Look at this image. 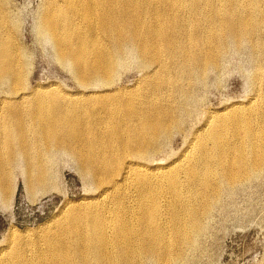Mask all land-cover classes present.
<instances>
[{"label":"bare ground","instance_id":"bare-ground-1","mask_svg":"<svg viewBox=\"0 0 264 264\" xmlns=\"http://www.w3.org/2000/svg\"><path fill=\"white\" fill-rule=\"evenodd\" d=\"M260 2L109 0L98 15L95 3L82 4L87 14H76L79 5L72 2L67 7L75 14L66 13L67 2L64 8L51 3L39 11L37 37L48 45L53 41L58 59L74 67L85 89L115 85L128 53L139 56L147 70L148 94L116 88L98 99L90 94L80 100L52 86L30 89L32 50L21 37V21L13 18L16 5L0 0V192L16 187L11 183L20 176L31 192L47 187L55 179L54 158L70 152L97 185L100 193L91 200L102 199L65 214L58 230L35 241L38 248L30 258L20 244L0 264H180L196 252L198 233L221 194L264 174L263 106L211 112L210 130L186 151V161L180 158L167 168L146 161L159 151V139L180 129L191 113L195 79L204 82L208 70L220 69L231 46L264 45L259 38L264 8L257 13L251 7ZM98 109H108L107 116L95 120ZM128 156L144 161L126 162ZM164 195L171 198L166 205L171 231L159 224L166 216L159 206ZM168 231L173 241V236L166 239ZM29 232L12 234L10 240Z\"/></svg>","mask_w":264,"mask_h":264},{"label":"rangeland","instance_id":"rangeland-1","mask_svg":"<svg viewBox=\"0 0 264 264\" xmlns=\"http://www.w3.org/2000/svg\"><path fill=\"white\" fill-rule=\"evenodd\" d=\"M5 1L12 5L13 3L16 5V7L13 5L14 8L8 3L13 10V18L21 21L22 30L20 31L21 35H23L21 37L24 38V43L27 44L30 51L32 50L30 53L33 57L28 82L30 89L37 85L42 87L52 86L55 88V91L59 90L60 92L66 93L70 98L74 96V99L78 98L80 100H83L85 96L90 94H94L95 97L96 95H103L107 92L113 93L116 88L117 90L119 88L126 89V91L128 90L127 92L139 91L138 93L140 95L148 94L150 87L145 86V83H143L147 70L143 66L142 60L136 54L128 53L126 60L122 61L123 64H121L119 73L114 78V87L112 86L109 89H105V87L88 88V92V89H85L81 85V82L74 76V67L65 66V62L60 59V57V60L58 59L57 50H55L56 48L53 41L49 40L52 45H48L50 44L48 40H46V42H44L45 40L40 41L37 37L34 24L36 23L38 15L43 12L45 7H50L51 3H58L62 5L63 8L66 2L65 7H67L70 2H72L71 5L75 4V7L79 5V8L74 10L76 14H78V12L87 14L85 10H81L83 3V7L89 6V3H92L91 5L95 3L97 6L95 10L98 15L101 5L107 4L109 0ZM49 1L52 2L50 3ZM47 2L49 4H47ZM78 2L80 3L78 4ZM262 4H264V2H260L257 6L251 5V7L253 9L255 8L257 13H261L264 8V6H260ZM39 11L41 13H39ZM74 11L72 12V10L67 7L66 13L75 14ZM79 16H81V14ZM81 17H83V15ZM260 33L264 35V31ZM262 34H259L260 39L264 37ZM247 42L238 49L237 47L231 46L229 53H227L223 60L221 68L218 70L216 69V71L208 70L204 82H200V80L196 79L192 82L194 98L191 113L185 116L181 125L182 129H173L169 135L161 137L163 139L165 138L164 140H161V138L159 139L158 144L161 142L162 145L160 143V145H158V147L160 146L159 151L146 161L148 166L167 168L180 158L186 161L190 156V154L187 153L188 150L192 148L194 150L199 141L210 130L211 125H209V123L215 120L210 119L212 113L223 111L225 108L230 109L232 105L239 107L235 112L249 109L253 106L257 107L256 105L259 104L263 106L262 109L264 108V102H262L264 100V47L262 48V44L260 47L256 48L253 47L250 42ZM257 76L262 78L259 84L255 81ZM138 80L140 82H138ZM141 89L145 90L146 93ZM86 90L87 92H85ZM97 96L95 98H97ZM2 98L3 95L0 94V99ZM260 99L262 101H260ZM251 102L253 103L251 104ZM86 105L89 107L88 102ZM86 105H83L84 109H86ZM98 107L101 108L100 106ZM83 108L81 112L83 116L86 117V113H84L86 110ZM106 110L108 109H102V111L98 109L97 111L100 112H96L97 114H95L94 117L96 118L95 120L99 117L96 115H100V117L107 116V112H104ZM186 153L187 157H183ZM125 158L127 159L125 160L126 162L144 161L140 159L136 160L129 156V159L127 157ZM78 160L76 155L70 152H63L59 157L56 156L53 160L56 162L52 164L56 170L55 179L52 182L50 181L48 186L43 189H36L32 191V193L30 189L26 188L23 177L20 176L15 183H11V185L17 184L16 187L15 185L14 187L11 186L14 190L9 187L8 190L4 189L0 192V259H7V257L17 253L19 246H21L20 244H23L26 256L30 258L33 250L35 251L38 248L35 246L37 244L35 241L43 236L53 234L56 231L55 229L58 230L60 223L62 222L61 225L65 223V214L89 202L96 203L98 201L99 203V201L102 200L99 199L96 200V202L95 200L94 202L91 200L93 197L97 198L100 192H98L96 188L97 185H94L95 187L93 186L90 179L91 177L85 176V173L82 174L81 167L79 166L80 161ZM179 165L178 162V166L176 167H179ZM121 168L122 167H120V170ZM17 173H19V171ZM263 175L264 174H261L251 181L246 182L244 184L245 186L243 185L233 192L226 191L221 194V202L213 208L208 219H206L207 221L205 220L207 224L205 223L204 230L198 233L199 244L196 252H190V254H188L189 259L180 264H264ZM9 190L11 191V195ZM161 197L163 199L160 198V200L163 202L160 201V211L163 213L162 217H164V214L166 216L164 217L165 220L164 218L159 220V224L161 226L163 223L161 228L165 227V229H167L171 226L169 221L171 213L168 212L166 205L171 198L170 196L168 197V195ZM123 202V206H125L126 200ZM63 215L65 218H63ZM168 216L170 217L167 218ZM168 229L170 231L172 230L171 227ZM26 230L30 232L27 235H23L22 239L10 240L12 234L24 233ZM170 231L167 232L169 234H166V239L170 240L173 236L171 239V241H173L174 235H171ZM33 240L35 244L26 243L27 241L30 242ZM178 249L180 248L177 247L176 249L175 247L176 251H179ZM148 263L153 264L152 262L150 263V261H148L147 264Z\"/></svg>","mask_w":264,"mask_h":264}]
</instances>
